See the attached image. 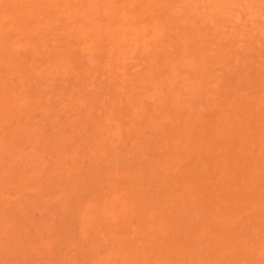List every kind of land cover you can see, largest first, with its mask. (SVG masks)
I'll use <instances>...</instances> for the list:
<instances>
[{
    "label": "rangeland",
    "instance_id": "1",
    "mask_svg": "<svg viewBox=\"0 0 264 264\" xmlns=\"http://www.w3.org/2000/svg\"><path fill=\"white\" fill-rule=\"evenodd\" d=\"M0 264H264V0H0Z\"/></svg>",
    "mask_w": 264,
    "mask_h": 264
}]
</instances>
